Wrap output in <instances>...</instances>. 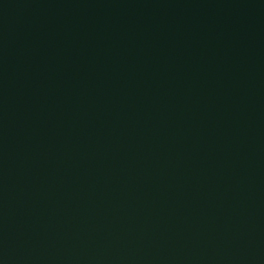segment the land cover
<instances>
[{"label": "water", "instance_id": "95a60500", "mask_svg": "<svg viewBox=\"0 0 264 264\" xmlns=\"http://www.w3.org/2000/svg\"><path fill=\"white\" fill-rule=\"evenodd\" d=\"M0 264H264V0H0Z\"/></svg>", "mask_w": 264, "mask_h": 264}]
</instances>
